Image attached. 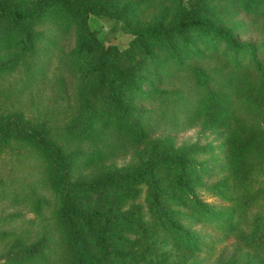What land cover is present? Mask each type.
Wrapping results in <instances>:
<instances>
[{
  "label": "trees",
  "instance_id": "trees-1",
  "mask_svg": "<svg viewBox=\"0 0 264 264\" xmlns=\"http://www.w3.org/2000/svg\"><path fill=\"white\" fill-rule=\"evenodd\" d=\"M155 7L151 16H144ZM89 14L115 20L131 34L128 43L119 47L99 38L89 26ZM52 15L76 23L72 59L79 72L80 105L62 128L31 124L20 114H0V140H13L42 161L27 189L9 194L14 203L27 202L41 215L50 204L42 192L51 190L58 235L54 244L43 235L48 242L24 246L21 233L0 230V236L15 234L0 264H37L39 258L45 264L159 261L167 254L164 240L153 237L155 228L135 207L125 205L142 182L155 224L179 246H196L193 224L214 222L237 237L229 264H264V211L252 216L248 230L239 221L241 208L264 204V125L233 133L221 165L227 173L204 185L195 154L205 146L198 143L177 146L168 137L150 139L139 149L140 159L126 165L99 162L103 156L98 148L81 159L85 150L80 145L101 141L112 126L143 142V127L131 119L134 97L165 61L196 78L199 89L191 111L212 120L210 127L228 122L241 104L264 110V37L242 39L258 18L264 32V0H0V72L11 70L18 59L5 50L32 47L35 25ZM156 44H163L162 49ZM91 163L98 165L88 173L80 171ZM199 186L220 203L201 199ZM47 248L54 253L51 261L42 253Z\"/></svg>",
  "mask_w": 264,
  "mask_h": 264
},
{
  "label": "rangeland",
  "instance_id": "rangeland-1",
  "mask_svg": "<svg viewBox=\"0 0 264 264\" xmlns=\"http://www.w3.org/2000/svg\"><path fill=\"white\" fill-rule=\"evenodd\" d=\"M156 8L146 12L144 16H151ZM62 20L59 16L52 15L39 21L35 25L34 33H38L35 43L29 49L20 51L13 46L4 49L10 54L16 53L18 59L11 70L0 72V114H20L31 124L62 128L69 122L72 113L76 112L80 105V78L73 63L72 52L76 46L77 27L76 23ZM88 23L106 43L124 47L131 37V34L124 31L113 19L89 14ZM248 29L242 39L262 41V18H258ZM162 47L163 44H156L157 49ZM170 62L165 61L162 69L151 72L150 79L142 85L143 93L140 92L134 97L135 107L131 119L143 127L144 141L135 138L132 133L122 135L123 133L115 131L112 126L104 130L106 132L101 141L80 142L85 150L81 159H85L91 149L98 148L102 150L103 156L99 162L126 165L138 161L141 153L139 149L148 140L168 137L177 146L192 143L205 146L195 154L203 182L200 185L210 183L227 173L225 166H221L228 157L227 139L233 133H239L243 126L248 129L254 125H264V110L253 111L241 104L231 114L228 122L210 127L212 120L191 111V99L195 98L196 90L199 89L196 78L187 71H175L172 67H167ZM35 156V152L18 147L13 140H0V230L21 233L25 241L20 244L24 246L45 239L43 235L49 240L48 242L45 239L46 242L54 244L58 235L55 226L56 197L51 190L44 189L42 192L50 199V204L46 203L42 207L41 215L32 210L27 202L14 203L9 194L26 190L30 182L38 176L36 164L41 162L43 168V163ZM96 165L98 164L91 163L81 166L80 171L88 173L91 167ZM74 173L77 175L78 170ZM137 188V196L125 205L135 207L136 213L141 214L142 218L155 228L153 237L163 239V249L167 251L159 261L143 260L137 264H229L237 245L236 236L226 233V230L221 229L223 227L213 226L214 222L198 221L192 226L197 232L196 246L181 247L166 230L155 224L145 198L147 184L139 183ZM197 192L205 201L220 203V199L203 189V186H199ZM251 204L241 208L243 213L239 221L245 230L249 229L248 222L252 216L256 212L264 211L262 202ZM15 234L0 236V262L8 255L10 242ZM42 253L45 259L52 260L54 253L50 248ZM38 262L46 263L42 258H39Z\"/></svg>",
  "mask_w": 264,
  "mask_h": 264
}]
</instances>
